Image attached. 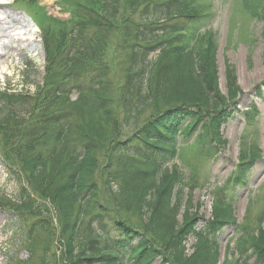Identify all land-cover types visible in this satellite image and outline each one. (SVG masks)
<instances>
[{"label": "rangeland", "instance_id": "obj_1", "mask_svg": "<svg viewBox=\"0 0 264 264\" xmlns=\"http://www.w3.org/2000/svg\"><path fill=\"white\" fill-rule=\"evenodd\" d=\"M131 1L120 0L112 16L113 5L105 0H0V89L21 97L35 94L44 86L46 38L50 33L59 36L71 29L77 19L76 3L101 11L107 9L108 20L116 25L127 17L122 8L128 9ZM173 4L170 14L163 19L150 16L155 8L144 11L148 15L147 23H153V29L157 27L161 33L166 31L162 37L166 41L173 37L170 43L182 40L190 49L215 45L219 92L216 96L228 105L227 114L218 120L216 115L205 114L197 122L198 132L179 137L178 150L167 156L166 167L179 173L181 181L186 183L185 206L178 222L182 225L187 221L191 225L180 232L176 241L160 226L152 247L156 258L146 264H196L198 258H206L207 264L209 261L236 264L242 259L239 240L248 238V248L251 238L264 231V0H178ZM184 11L197 16L177 18V12L184 14ZM134 21L145 20L136 15ZM182 29L189 30L188 37L180 38L173 33ZM117 37V34L108 36L102 45L107 50L106 59L116 91L123 83L127 67L123 55L116 52ZM228 64L236 68L238 90L230 91L228 87ZM72 90L68 95H58L52 113L68 110L78 101V92ZM25 99L22 104H18V99L16 104L11 102L13 106H0V124L2 129H7H0V264L19 261L63 264V247L55 231L59 226L57 212L41 194L56 171H62V166L57 164L50 178L47 174L52 163L47 164L46 173L38 178H32L25 168L27 154L19 152L27 143L19 137L26 129L33 128L40 116V110L33 108L38 98ZM120 105L116 125L119 130L110 139L126 141L143 125L150 110L140 115L136 109L130 113ZM95 158L96 181H113L109 154L103 150ZM122 159L115 153L112 164L116 171L126 175L124 178L130 177L129 171L141 161H146L140 157L129 160L126 166ZM122 185L124 190L120 194L114 192L121 215L129 226L146 227L148 210L142 207L134 188ZM223 218L229 220L223 223ZM204 236L209 240H202ZM155 253L152 251L151 255ZM243 253L248 256V264L256 261L251 249Z\"/></svg>", "mask_w": 264, "mask_h": 264}, {"label": "trees", "instance_id": "obj_2", "mask_svg": "<svg viewBox=\"0 0 264 264\" xmlns=\"http://www.w3.org/2000/svg\"><path fill=\"white\" fill-rule=\"evenodd\" d=\"M105 1L113 5L110 10L115 15L120 0ZM176 1L132 0L128 9L122 8L127 17L116 25L108 20L107 9L101 11L76 3L77 19L71 29L59 36L50 33L46 38L47 74L44 86L34 95L38 100L33 105L40 110V116L33 128L19 137L27 143L19 153L27 154L25 168L32 178L46 173L48 163H52V169L47 178L52 177L57 164L62 166L41 194L57 212L59 226L55 231L63 247V264H146L156 258L152 247L160 226L166 228L172 241L178 239L182 230L190 228L191 223L178 222L185 206L186 183L179 173L166 167L167 156L178 150L179 137L198 132V120L207 114L216 115L218 120L226 113L228 104L216 96L219 92L215 45L190 49L182 40L170 43L173 37L166 41L162 38L166 31L161 33L159 28L153 29V23H147L144 11L155 8L150 16L163 19ZM168 4L170 8L166 7ZM186 11L177 12V18L197 16ZM136 15L145 21L132 22ZM188 31L173 33L185 38ZM112 34L118 35L116 52L123 55L127 66L117 91L111 81L107 50L102 49L105 39ZM226 80L230 91L238 90L236 68L229 64ZM72 89L78 92V101L68 110L52 113L55 101ZM25 98L0 90V106H13L18 99H22L18 103L22 104ZM120 104L130 113L136 109L141 115L150 110L143 125L126 141L110 139L119 130L116 125ZM199 137L206 140L209 136ZM103 150L110 156L113 181L99 182L94 178L95 156ZM115 153L125 160L121 163L126 166L129 160L140 157L146 161H141L129 171L131 176L124 178L126 175L116 171L112 164ZM122 183L135 189L142 207L148 210L146 227L129 226L121 215L115 198L124 190ZM227 220L221 219L223 223ZM201 239L209 240L205 236ZM248 242V238L239 240L242 259L236 264H248V256L243 253L248 249L256 255L253 264H264V231L252 237L247 248ZM194 262L207 264L206 258Z\"/></svg>", "mask_w": 264, "mask_h": 264}, {"label": "bare ground", "instance_id": "obj_3", "mask_svg": "<svg viewBox=\"0 0 264 264\" xmlns=\"http://www.w3.org/2000/svg\"><path fill=\"white\" fill-rule=\"evenodd\" d=\"M0 53H2V52L0 51Z\"/></svg>", "mask_w": 264, "mask_h": 264}]
</instances>
